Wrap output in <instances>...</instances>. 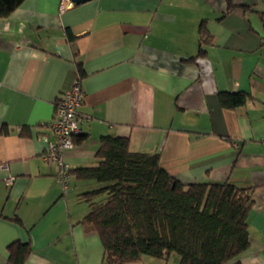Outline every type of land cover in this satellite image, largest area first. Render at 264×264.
Returning a JSON list of instances; mask_svg holds the SVG:
<instances>
[{
	"label": "crops",
	"instance_id": "crops-1",
	"mask_svg": "<svg viewBox=\"0 0 264 264\" xmlns=\"http://www.w3.org/2000/svg\"><path fill=\"white\" fill-rule=\"evenodd\" d=\"M79 74L88 120L68 169L95 165L103 137H129L184 184L251 190L250 249L227 264H264V0H25L0 19V264L17 241L31 244L26 264H103L81 224L97 182L71 176L65 188L44 159ZM226 93L246 104L223 107Z\"/></svg>",
	"mask_w": 264,
	"mask_h": 264
},
{
	"label": "trees",
	"instance_id": "trees-1",
	"mask_svg": "<svg viewBox=\"0 0 264 264\" xmlns=\"http://www.w3.org/2000/svg\"><path fill=\"white\" fill-rule=\"evenodd\" d=\"M24 1L0 0V19ZM220 100L237 109L247 96L226 93ZM129 145V137H103L95 165L68 169L69 177L98 184L81 196L90 207L81 224L99 237L103 264L171 256L180 264H227L250 249L251 190L227 182L184 184L162 167L159 154L133 153ZM31 252L29 241H17L7 264H26Z\"/></svg>",
	"mask_w": 264,
	"mask_h": 264
},
{
	"label": "built area",
	"instance_id": "built-area-1",
	"mask_svg": "<svg viewBox=\"0 0 264 264\" xmlns=\"http://www.w3.org/2000/svg\"><path fill=\"white\" fill-rule=\"evenodd\" d=\"M67 9V4L62 3L60 10ZM85 95L81 85V78L78 76L70 90L65 92L57 102L56 120L50 125L55 141L45 138L47 153L44 159L57 165V179L63 182L65 188L68 187L69 174L68 166L64 162L65 150L74 147V138L81 132V124L88 120L80 114L79 109L84 103ZM14 178H8L7 184L11 185Z\"/></svg>",
	"mask_w": 264,
	"mask_h": 264
},
{
	"label": "water",
	"instance_id": "water-1",
	"mask_svg": "<svg viewBox=\"0 0 264 264\" xmlns=\"http://www.w3.org/2000/svg\"><path fill=\"white\" fill-rule=\"evenodd\" d=\"M71 1H72V4H74V5H81V4L87 3L91 0H71Z\"/></svg>",
	"mask_w": 264,
	"mask_h": 264
}]
</instances>
